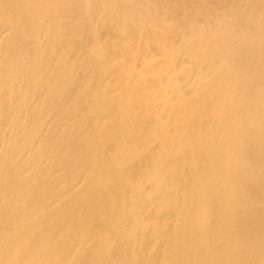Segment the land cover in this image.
I'll use <instances>...</instances> for the list:
<instances>
[{
	"label": "bare ground",
	"instance_id": "obj_1",
	"mask_svg": "<svg viewBox=\"0 0 264 264\" xmlns=\"http://www.w3.org/2000/svg\"><path fill=\"white\" fill-rule=\"evenodd\" d=\"M0 264H264V0H0Z\"/></svg>",
	"mask_w": 264,
	"mask_h": 264
}]
</instances>
